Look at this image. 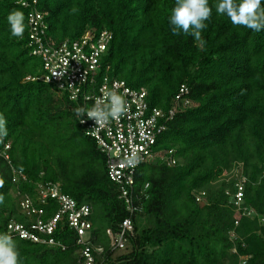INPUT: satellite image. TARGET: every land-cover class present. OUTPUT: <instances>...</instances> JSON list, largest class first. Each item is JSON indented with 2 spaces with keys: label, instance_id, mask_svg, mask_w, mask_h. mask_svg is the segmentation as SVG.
Masks as SVG:
<instances>
[{
  "label": "trees",
  "instance_id": "obj_1",
  "mask_svg": "<svg viewBox=\"0 0 264 264\" xmlns=\"http://www.w3.org/2000/svg\"><path fill=\"white\" fill-rule=\"evenodd\" d=\"M216 2L209 0L213 14L197 40L173 35L175 0H0V113L8 120V135L0 140V233L10 221L29 225L37 217L20 210L25 195L43 208V219L53 215L54 199H36L38 183L51 182L91 206L102 264H264V31L233 25L216 14ZM13 10L25 16L22 38L11 36ZM35 11L44 13V40L109 31L98 75L144 87L150 108L174 110L170 118L165 114L153 147L156 160L135 170L140 210L133 215L107 175L104 154L79 123L74 109L82 103L41 77L42 59L27 44ZM182 87L188 93L177 99ZM237 166L247 178L243 198L252 216H234V175L222 179ZM199 189L204 204L195 200ZM128 216L133 234L123 250L111 251L105 230H116ZM11 236L19 264H74L78 258L77 235L64 217L52 234L59 245Z\"/></svg>",
  "mask_w": 264,
  "mask_h": 264
},
{
  "label": "built area",
  "instance_id": "obj_2",
  "mask_svg": "<svg viewBox=\"0 0 264 264\" xmlns=\"http://www.w3.org/2000/svg\"><path fill=\"white\" fill-rule=\"evenodd\" d=\"M16 2L27 5L36 4L37 0H16ZM42 18V12L35 11L30 15L29 22L32 27L27 44L31 47L30 53L42 59L44 74L41 77L45 82L54 83L58 90L68 94L69 99L79 100L83 108H90L97 100H103L109 91L124 95L128 101V112L118 120H109L102 128L96 126L95 121L87 119L86 116L78 119L84 128V133L95 141L97 148L104 154L107 175L119 186L118 196L123 200L129 214L133 215L140 210V207L134 204L135 170L142 164L156 160L159 152L153 147L158 135L166 127L165 114L170 118L174 110L170 109L166 112L158 107L150 108L144 87L134 88L123 79L106 74L98 75L102 68L101 56L107 50L111 38L109 31L89 29L77 37L66 38L61 42L44 40L46 26ZM59 73L63 75H57ZM187 93L188 89L182 87L176 97L181 99V96ZM81 119H85V122L81 123ZM133 151L137 152L141 159L135 167H129L125 158ZM246 181L244 174H240V180H234L232 199L238 215L252 216L254 210L244 205L243 190ZM147 185L148 183L145 187ZM37 192L38 202L44 203L48 198H52L57 203V210L53 215L43 219L40 216L44 212L43 208L34 205V198L25 195L20 200V210L29 217L33 214L37 217L29 225L17 221L8 222L7 234L17 235L35 243L59 245L52 234L57 228L58 221L64 217L68 227L76 233L79 244L78 258L74 264H102L104 257L100 255L104 252V247L94 243L92 239V222L89 218L91 206L61 192L58 183L40 182L37 185ZM194 195L196 202L206 203L204 190H197ZM133 231L131 216L120 221L116 230L107 228L105 233L111 251L123 250ZM61 247L65 248L64 245ZM241 263L244 264L245 261Z\"/></svg>",
  "mask_w": 264,
  "mask_h": 264
},
{
  "label": "clouds",
  "instance_id": "obj_3",
  "mask_svg": "<svg viewBox=\"0 0 264 264\" xmlns=\"http://www.w3.org/2000/svg\"><path fill=\"white\" fill-rule=\"evenodd\" d=\"M214 7L217 15L227 16L233 25L244 26L255 32L264 31V0H217ZM212 14L213 9L209 5V0H175V6L169 16L171 31L173 35L183 33L199 40L202 31L207 27L206 21ZM7 21L11 36L22 38L26 27L24 13L13 10L8 14ZM128 110L129 105L125 96L115 91L107 92L103 100H97L90 108L74 109L77 117L86 116L87 119H93L100 128L109 120L120 119ZM80 122H85V119H81ZM7 125L8 120L3 113H0V140L8 135ZM125 159L127 166L135 167L141 158L133 151ZM3 184L4 180L0 177V188ZM58 186L61 191L59 183ZM0 203H3L2 194H0ZM18 258L16 241L11 235L0 233V264H19Z\"/></svg>",
  "mask_w": 264,
  "mask_h": 264
},
{
  "label": "rangeland",
  "instance_id": "obj_4",
  "mask_svg": "<svg viewBox=\"0 0 264 264\" xmlns=\"http://www.w3.org/2000/svg\"><path fill=\"white\" fill-rule=\"evenodd\" d=\"M37 58H39L38 56H37ZM40 59V58H39ZM40 61H41V59H40ZM34 62L35 63H37L38 65L40 64V62L39 61H37V59L35 60L34 59ZM38 68V67H37ZM241 168L242 167H240V166H237L236 168L234 167L232 170H229L230 172H227L226 174H223V177H222V179H229V178H231V177H233L232 175H235V177H234V179L236 180V179H238V180H240V174H243L242 173V171H241ZM215 182V181H214ZM199 190H201V189H199ZM235 215H237V212L235 211V213H234V216ZM142 222H144V219H142ZM225 262H222V264H224Z\"/></svg>",
  "mask_w": 264,
  "mask_h": 264
}]
</instances>
